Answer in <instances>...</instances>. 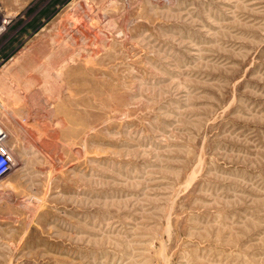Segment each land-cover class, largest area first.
<instances>
[{
  "label": "rangeland",
  "instance_id": "1",
  "mask_svg": "<svg viewBox=\"0 0 264 264\" xmlns=\"http://www.w3.org/2000/svg\"><path fill=\"white\" fill-rule=\"evenodd\" d=\"M0 4V264H264V0Z\"/></svg>",
  "mask_w": 264,
  "mask_h": 264
},
{
  "label": "built area",
  "instance_id": "2",
  "mask_svg": "<svg viewBox=\"0 0 264 264\" xmlns=\"http://www.w3.org/2000/svg\"><path fill=\"white\" fill-rule=\"evenodd\" d=\"M11 22V16L0 4V36ZM11 167V155L5 143V134L0 129V177L4 176Z\"/></svg>",
  "mask_w": 264,
  "mask_h": 264
},
{
  "label": "bare ground",
  "instance_id": "3",
  "mask_svg": "<svg viewBox=\"0 0 264 264\" xmlns=\"http://www.w3.org/2000/svg\"><path fill=\"white\" fill-rule=\"evenodd\" d=\"M12 166L14 165V164H11Z\"/></svg>",
  "mask_w": 264,
  "mask_h": 264
}]
</instances>
